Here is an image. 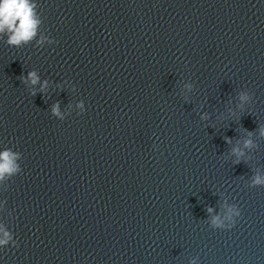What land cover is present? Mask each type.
<instances>
[{
	"label": "water",
	"instance_id": "obj_1",
	"mask_svg": "<svg viewBox=\"0 0 264 264\" xmlns=\"http://www.w3.org/2000/svg\"><path fill=\"white\" fill-rule=\"evenodd\" d=\"M31 3L35 39L0 33V264H264V0Z\"/></svg>",
	"mask_w": 264,
	"mask_h": 264
},
{
	"label": "clouds",
	"instance_id": "obj_2",
	"mask_svg": "<svg viewBox=\"0 0 264 264\" xmlns=\"http://www.w3.org/2000/svg\"><path fill=\"white\" fill-rule=\"evenodd\" d=\"M17 21L19 23L17 24ZM39 19L35 13V5L31 0H0V33H10L8 36V43L12 46H21L22 44L30 43L38 35ZM44 38L37 41V44H42ZM22 83H31L35 85L39 82V76L36 71H30L27 76L21 75L19 77ZM47 86V81L41 86L42 89ZM186 87L191 90L192 85L188 84ZM35 93H33L34 95ZM241 101L240 107L244 103L250 102L252 96L248 91H242L239 94ZM53 114L59 116V104L53 105ZM201 119H207V114L203 115ZM247 131V130H245ZM260 137L264 138V126L258 125ZM249 137L253 135L252 132L247 133ZM227 139V138H226ZM231 143L230 139H227ZM257 145L254 144L252 139L244 140V148L252 149ZM232 155L236 157L235 163H240L241 158L244 156V151L238 147L231 149ZM18 154L11 150H4L0 152V181L8 176H12L20 171L19 165L16 164ZM264 186V176L259 174L254 175L250 187ZM227 212L223 217L211 216V227L213 229H231L236 225V218L241 216V210L236 205H226ZM209 215L213 212L211 207L207 208ZM13 237L10 233L4 232L3 238H0V247L8 245ZM191 264H196L193 259Z\"/></svg>",
	"mask_w": 264,
	"mask_h": 264
}]
</instances>
